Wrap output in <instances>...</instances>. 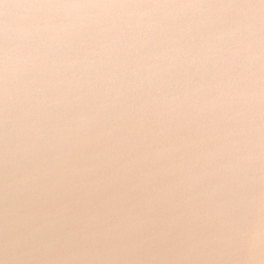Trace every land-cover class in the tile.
Segmentation results:
<instances>
[{"label":"water","instance_id":"1","mask_svg":"<svg viewBox=\"0 0 264 264\" xmlns=\"http://www.w3.org/2000/svg\"><path fill=\"white\" fill-rule=\"evenodd\" d=\"M60 4L254 8L33 7ZM260 8L261 0H0V264H244L245 256L222 243L209 242L187 260L181 253L192 241L227 233V221L243 227L244 202L264 190L246 182L258 175L256 160L238 162L242 154L256 157L262 151L264 62L246 69L239 58L220 51L209 53L205 63L198 51L203 39L227 33L238 22H264ZM217 47L235 49L237 37L225 35ZM5 49L14 70L9 105L18 146L16 175L34 166L50 169L7 206L17 218L55 211L63 203L70 208L63 220L21 248L18 259L3 252ZM172 49H181L179 58ZM193 57L198 59L192 62ZM253 92L260 95H247ZM82 115L90 119L82 121ZM31 140L39 151L28 158L25 146ZM170 145L180 151L159 160L151 155ZM145 154L148 159L137 161ZM150 171L153 176L146 177ZM93 214L99 219L89 220ZM137 219L144 221L139 231ZM35 223L43 221L37 217ZM85 224L90 226L82 233ZM117 225L106 244V229ZM30 226L20 224L17 233ZM70 232L77 235L66 241ZM84 236H95V244ZM39 240H53L55 246L25 255ZM141 240L147 242L139 249H124ZM112 246V256H105ZM81 249H88L83 259H65ZM228 252L234 254L229 258Z\"/></svg>","mask_w":264,"mask_h":264},{"label":"clouds","instance_id":"2","mask_svg":"<svg viewBox=\"0 0 264 264\" xmlns=\"http://www.w3.org/2000/svg\"><path fill=\"white\" fill-rule=\"evenodd\" d=\"M33 7H57V8H70V9H84V8H164V7H179V8H212L219 7L225 9H252L254 6L247 4H223V5H196V4H181V5H143V4H60V5H33ZM256 9V8H255ZM262 9V8H260ZM138 16L143 17L147 15L146 12L137 13ZM136 27H140L139 21H137ZM264 31V22H259L257 25L250 23L238 22L234 27L230 28L227 33H218L208 36L203 39L199 45L198 51L204 56V62L206 63L208 59L211 58L209 53L215 54L217 52L223 51L226 53L228 58L237 57L239 58L246 69H250L254 62H264V37H261V32ZM225 35L231 37H237L238 47L235 49H224L221 50L217 47L218 43L222 41ZM117 40L113 41V44L117 43ZM147 40L143 41V45L146 46ZM134 47V45H132ZM167 49L165 53H167ZM175 52L176 58H179L181 49H172ZM198 57H193L195 62ZM13 69H10V60L8 55V50L5 49L4 60H3V72H4V86H3V100L5 104V142H4V162H5V177H4V198H5V223L4 232L5 239L3 242V252L6 257L10 259H18L17 253L25 245L30 242L36 241L46 230L53 228L59 220H63L66 215L70 212L69 205L67 203L61 204L55 211H48L44 213H29L23 217L17 218L10 208L7 206L9 201L14 199V197L21 191H29L34 185L45 176L49 175L50 169H42L39 166H34L29 171H27L23 176H17L15 172L16 167V155L18 151V146L14 143V126H10L12 121L10 119V88H9V74ZM264 92V89L261 90ZM245 93H240L239 96H244ZM249 96H258L260 93L253 92L248 93ZM179 99V97H176ZM58 103V102H57ZM27 115V113L25 114ZM80 120L87 121L90 118L87 116H80ZM28 129H31L33 125H27ZM43 131V130H40ZM111 135V132L107 133ZM185 146L187 141L184 142ZM39 149L37 148L36 141L31 140V143L25 146L26 157H34ZM180 151V148L176 145H170L168 147H163L155 152L151 153L157 160L161 158H168L174 155L176 152ZM149 154L142 155L137 158V161H142L148 159ZM58 159L54 157L53 160ZM255 159L258 167V175L246 182L253 183L257 186H264V153L262 151L253 157L250 153L242 154L238 158L239 163H247ZM127 167V166H125ZM171 167H177V165L172 164ZM231 167V166H229ZM91 170V169H90ZM73 174L79 175V169H73ZM207 174H202L206 176ZM146 177H152L153 173L150 171L145 174ZM132 191L135 190L133 186ZM168 189H163L161 191H167ZM151 204V201H149ZM243 207L245 208V224L243 227L239 225V221L230 220L226 222L228 228L227 233L221 231L219 235L212 237L211 241H192L189 243L188 247L181 253V256L187 260L191 254L198 248L206 245L209 242H216L224 244L226 249H233L235 253L242 254L247 259L244 264H264V190L253 191L252 194L244 202ZM152 209L149 208V211ZM39 217L43 223H35L36 218ZM89 220H98L99 215L93 214L88 217ZM31 222V226L26 233H17V227L20 224H27ZM144 221L142 219H137V225L134 230L139 231L143 226ZM89 224H85L84 228L81 229L82 233L87 232ZM175 227V221H173L169 226V231ZM119 228L117 226H109L104 233V241L106 244L110 243V233ZM77 233L70 232L65 234V239L71 240L75 237ZM127 233L121 235V240H125ZM84 239L89 240L92 244H95V236H84ZM146 240L131 241L124 245V249H139ZM55 246L53 240H39L38 247L36 249H29L25 255H31L33 251L43 250L45 253L51 251ZM116 250V246L107 248L104 252L105 256H112V253ZM234 253L228 252V257L230 258ZM88 255V249H81L77 252L72 253L70 256L65 257L69 260H79L83 259ZM155 259V258H153ZM226 264L228 261L225 260Z\"/></svg>","mask_w":264,"mask_h":264},{"label":"snow or ice","instance_id":"3","mask_svg":"<svg viewBox=\"0 0 264 264\" xmlns=\"http://www.w3.org/2000/svg\"><path fill=\"white\" fill-rule=\"evenodd\" d=\"M261 8L264 10V0H261ZM262 153H264V137H262V143H261Z\"/></svg>","mask_w":264,"mask_h":264}]
</instances>
